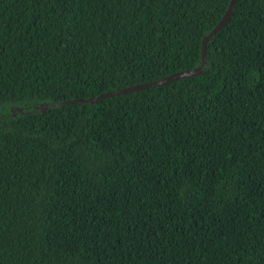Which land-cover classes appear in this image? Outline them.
Segmentation results:
<instances>
[{
	"label": "trees",
	"instance_id": "obj_1",
	"mask_svg": "<svg viewBox=\"0 0 264 264\" xmlns=\"http://www.w3.org/2000/svg\"><path fill=\"white\" fill-rule=\"evenodd\" d=\"M228 3L0 0V264H264V0L66 103Z\"/></svg>",
	"mask_w": 264,
	"mask_h": 264
},
{
	"label": "water",
	"instance_id": "obj_2",
	"mask_svg": "<svg viewBox=\"0 0 264 264\" xmlns=\"http://www.w3.org/2000/svg\"><path fill=\"white\" fill-rule=\"evenodd\" d=\"M238 0H229L228 6L222 16V18L220 19V21L216 24V26L210 30V32L202 39L201 42V65L197 68H194L192 70H183V71H179L173 74H170L168 76H165L163 78L154 80L152 82L149 83H139V84H135L133 86H129L126 88H122V89H117L114 91H110V92H105L102 94H99L98 96L94 97V98H89V99H73L70 100L66 103L68 104H73V103H92V102H97L100 99H104V98H108V97H112V96H116L119 94H126V93H131L134 91H138V90H143L149 87H156V86H160V85H164L166 83H169L173 80H178L181 78H186V77H192V76H196L201 74L202 72V67H203V61L205 59L206 56V45L208 40L210 39V37H212L214 34H216L217 32H219L229 21L231 15H232V10L233 7L235 6V4L237 3Z\"/></svg>",
	"mask_w": 264,
	"mask_h": 264
},
{
	"label": "rangeland",
	"instance_id": "obj_3",
	"mask_svg": "<svg viewBox=\"0 0 264 264\" xmlns=\"http://www.w3.org/2000/svg\"><path fill=\"white\" fill-rule=\"evenodd\" d=\"M41 110H43V109L41 108Z\"/></svg>",
	"mask_w": 264,
	"mask_h": 264
}]
</instances>
